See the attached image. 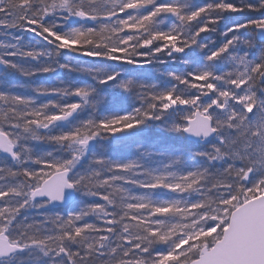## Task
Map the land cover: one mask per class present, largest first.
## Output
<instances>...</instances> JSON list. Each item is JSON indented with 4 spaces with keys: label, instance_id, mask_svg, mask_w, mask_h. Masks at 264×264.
<instances>
[{
    "label": "snow or ice",
    "instance_id": "snow-or-ice-1",
    "mask_svg": "<svg viewBox=\"0 0 264 264\" xmlns=\"http://www.w3.org/2000/svg\"><path fill=\"white\" fill-rule=\"evenodd\" d=\"M0 264H264V0H0Z\"/></svg>",
    "mask_w": 264,
    "mask_h": 264
}]
</instances>
